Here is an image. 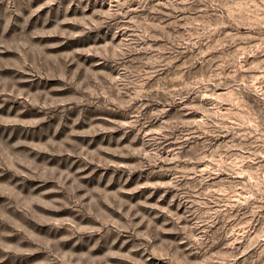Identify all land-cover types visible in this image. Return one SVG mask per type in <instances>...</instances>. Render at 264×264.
<instances>
[{
	"label": "rangeland",
	"instance_id": "1",
	"mask_svg": "<svg viewBox=\"0 0 264 264\" xmlns=\"http://www.w3.org/2000/svg\"><path fill=\"white\" fill-rule=\"evenodd\" d=\"M0 264H264V0H0Z\"/></svg>",
	"mask_w": 264,
	"mask_h": 264
}]
</instances>
